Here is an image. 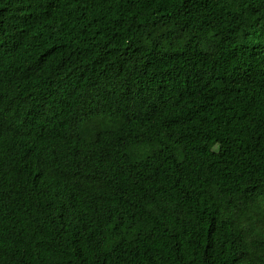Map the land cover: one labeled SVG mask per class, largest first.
Returning a JSON list of instances; mask_svg holds the SVG:
<instances>
[{"label": "trees", "instance_id": "trees-1", "mask_svg": "<svg viewBox=\"0 0 264 264\" xmlns=\"http://www.w3.org/2000/svg\"><path fill=\"white\" fill-rule=\"evenodd\" d=\"M0 264H264V0H0Z\"/></svg>", "mask_w": 264, "mask_h": 264}]
</instances>
